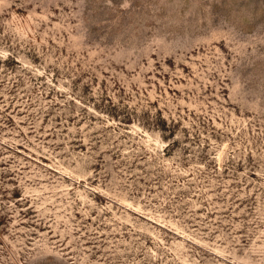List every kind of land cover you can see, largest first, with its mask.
I'll list each match as a JSON object with an SVG mask.
<instances>
[{
  "label": "rangeland",
  "instance_id": "374dc122",
  "mask_svg": "<svg viewBox=\"0 0 264 264\" xmlns=\"http://www.w3.org/2000/svg\"><path fill=\"white\" fill-rule=\"evenodd\" d=\"M0 264H264V0H0Z\"/></svg>",
  "mask_w": 264,
  "mask_h": 264
}]
</instances>
